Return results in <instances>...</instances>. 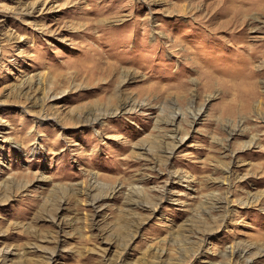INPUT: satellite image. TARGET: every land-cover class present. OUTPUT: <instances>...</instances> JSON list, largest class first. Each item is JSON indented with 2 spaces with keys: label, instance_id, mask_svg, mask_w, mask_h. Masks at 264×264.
Wrapping results in <instances>:
<instances>
[{
  "label": "rangeland",
  "instance_id": "374dc122",
  "mask_svg": "<svg viewBox=\"0 0 264 264\" xmlns=\"http://www.w3.org/2000/svg\"><path fill=\"white\" fill-rule=\"evenodd\" d=\"M0 264H264V0H0Z\"/></svg>",
  "mask_w": 264,
  "mask_h": 264
},
{
  "label": "bare ground",
  "instance_id": "6f19581e",
  "mask_svg": "<svg viewBox=\"0 0 264 264\" xmlns=\"http://www.w3.org/2000/svg\"><path fill=\"white\" fill-rule=\"evenodd\" d=\"M174 118V117H173ZM172 122H174V119L172 120Z\"/></svg>",
  "mask_w": 264,
  "mask_h": 264
}]
</instances>
